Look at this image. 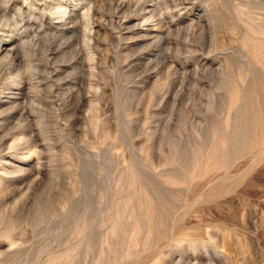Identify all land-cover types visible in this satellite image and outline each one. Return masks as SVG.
Here are the masks:
<instances>
[{
  "label": "rangeland",
  "instance_id": "1",
  "mask_svg": "<svg viewBox=\"0 0 264 264\" xmlns=\"http://www.w3.org/2000/svg\"><path fill=\"white\" fill-rule=\"evenodd\" d=\"M49 1L0 0V264H264V0Z\"/></svg>",
  "mask_w": 264,
  "mask_h": 264
},
{
  "label": "bare ground",
  "instance_id": "2",
  "mask_svg": "<svg viewBox=\"0 0 264 264\" xmlns=\"http://www.w3.org/2000/svg\"><path fill=\"white\" fill-rule=\"evenodd\" d=\"M38 1V0H37ZM49 1V0H48ZM57 1V0H56ZM65 1V0H64ZM88 1V0H87ZM47 2V1H46ZM50 2V1H49ZM38 4V3H37ZM46 4V3H45ZM48 4V3H47ZM49 5V4H48ZM64 5V4H63ZM14 6V5H13ZM52 6V5H51ZM56 6V5H55ZM58 6H62V4L61 3H59V5ZM65 6V5H64ZM22 7V6H21ZM37 7V6H36ZM63 7V6H62ZM66 7V6H65ZM86 7V6H85ZM121 7V6H120ZM48 8H49V6H48ZM53 8V7H52ZM122 8V7H121ZM37 9V8H36ZM47 9V8H46ZM56 9H57V7H56ZM59 9V8H58ZM76 9H77V6H74V7H68V8H66L65 10H64V13H63V16L62 17H59V18H61V20L60 21H57V22H53V21H50V23H49V27L50 28H54V29H59L60 27H62V26H64V25H66L67 26V24L69 23V21L70 20H72V17L73 16H75V15H77L78 13H77V11H76ZM29 10V9H28ZM49 10V9H48ZM63 10H61V11H63ZM39 11V10H38ZM45 11V10H44ZM57 11H59V10H57ZM33 12V11H32ZM7 13V12H6ZM25 13V12H24ZM31 13V12H30ZM55 13V12H54ZM59 12H57V14H58ZM89 11H88V9H85V11L83 12V16L84 17H90V16H88L89 15ZM21 14V13H20ZM26 14V13H25ZM1 15V14H0ZM28 15V14H27ZM81 15V14H80ZM25 16V15H24ZM43 17V16H42ZM56 17V16H55ZM80 17V16H79ZM2 18V17H1ZM0 18V19H1ZM22 18H24V17H22ZM22 18H16L15 20H14V26H15V30L16 29H18L19 27H20V29H27V27H25L26 25L23 23V19ZM39 18V17H38ZM3 19V18H2ZM26 19V18H25ZM41 19V18H40ZM53 19H54V17H53ZM28 20V19H27ZM38 20V19H37ZM87 20V19H86ZM25 21V20H24ZM89 21V20H88ZM3 22H4V20H3ZM6 22V21H5ZM9 22V21H8ZM30 22V21H29ZM75 22V21H74ZM27 23V22H26ZM71 23V22H70ZM70 23L68 24V25H70ZM78 23V22H77ZM85 23V22H84ZM89 23V22H88ZM1 24H3V23H1ZM10 24V23H9ZM8 23L6 24V25H9ZM22 24V26H20ZM44 24V23H43ZM34 25V24H33ZM73 25H75V23L73 24ZM89 25V24H88ZM5 26V25H4ZM12 26V25H11ZM10 26V27H11ZM28 26V25H27ZM32 26V25H31ZM71 26V28H72V25H70ZM90 26V25H89ZM7 27V26H6ZM67 27H69V26H67ZM13 28V27H12ZM38 28V27H37ZM40 28V27H39ZM45 28H47V26L45 27ZM77 28H78V25H77ZM155 28V27H154ZM4 27L3 26H0V32H4ZM14 29V28H13ZM30 29V28H29ZM61 29V28H60ZM63 29V28H62ZM86 29V28H85ZM14 30V31H15ZM44 30V29H43ZM42 30V31H43ZM73 30V29H72ZM76 30V29H75ZM87 30H88V28H87ZM86 30V31H87ZM22 31V30H21ZM30 31V30H29ZM53 31V30H52ZM62 31V30H61ZM85 31V32H86ZM28 32V31H27ZM32 32V31H31ZM47 32V31H46ZM49 32V31H48ZM13 34H14V32H12ZM23 33V32H22ZM16 34V33H15ZM29 35V34H28ZM35 35V34H34ZM154 35V34H153ZM27 36V35H26ZM31 37V36H30ZM35 37V36H34ZM23 39H24V36L22 35V34H19L18 36H13V37H10V38H8V39H6V40H4L5 42L0 46V53L1 52H4V51H9V50H11V51H13V48H10L9 49V45H11L12 44V42H10V41H13V42H17V41H20V43H21V41H23ZM35 39V38H34ZM23 45V44H22ZM26 45V44H25ZM18 46H20V45H18ZM28 46V45H27ZM21 47V46H20ZM19 48V47H18ZM20 49V48H19ZM14 50H15V48H14ZM17 50V49H16ZM10 53V52H9ZM7 54V53H6ZM1 56V55H0ZM11 59L13 60L12 62L14 63L13 65H15L16 63H21L22 62V59H21V57H20V55L19 54H14V55H12L11 54ZM3 61V60H2ZM23 63V62H22ZM56 73V72H55ZM54 73V74H55ZM19 74V73H18ZM51 76H53V75H51ZM16 77V76H15ZM26 77V76H25ZM54 77V76H53ZM36 78V77H35ZM33 79V78H32ZM70 79V78H69ZM18 81V80H17ZM20 81V80H19ZM81 81V80H80ZM15 81H13V83H14ZM12 83V84H13ZM82 83H84V82H82ZM16 84V83H15ZM18 85L17 86H19V88H18V90L20 91L19 92V94H22V95H24L25 96V92H26V90L27 89H29V88H31L33 85H32V81L29 79V80H21V82H18L17 83ZM35 84V83H34ZM8 86V85H7ZM9 87H10V85H9ZM52 88V87H51ZM12 89V88H11ZM36 90V89H35ZM29 91V90H28ZM12 93H15V91L14 92H12ZM11 94V93H10ZM15 95V94H14ZM17 97V96H16ZM26 97V96H25ZM8 99V98H7ZM16 99V98H15ZM11 102V101H10Z\"/></svg>",
  "mask_w": 264,
  "mask_h": 264
}]
</instances>
